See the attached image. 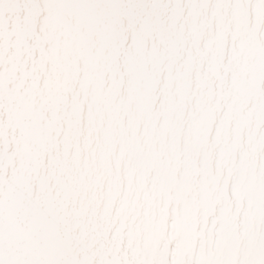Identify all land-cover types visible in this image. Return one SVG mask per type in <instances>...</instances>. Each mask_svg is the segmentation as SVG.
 <instances>
[{
    "label": "snow or ice",
    "instance_id": "1",
    "mask_svg": "<svg viewBox=\"0 0 264 264\" xmlns=\"http://www.w3.org/2000/svg\"><path fill=\"white\" fill-rule=\"evenodd\" d=\"M0 264H264V0H0Z\"/></svg>",
    "mask_w": 264,
    "mask_h": 264
}]
</instances>
